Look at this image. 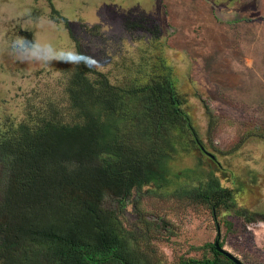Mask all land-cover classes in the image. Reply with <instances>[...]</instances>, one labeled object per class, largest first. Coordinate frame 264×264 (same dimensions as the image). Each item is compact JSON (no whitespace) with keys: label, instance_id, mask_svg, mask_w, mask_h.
Segmentation results:
<instances>
[{"label":"trees","instance_id":"1","mask_svg":"<svg viewBox=\"0 0 264 264\" xmlns=\"http://www.w3.org/2000/svg\"><path fill=\"white\" fill-rule=\"evenodd\" d=\"M151 33L161 39L158 28ZM145 60L119 80L79 63L62 81L59 62L62 101L36 106L30 99L21 122L0 126V264H164L152 245L157 224L141 212L147 197L205 207L217 219L223 214L229 233L236 218L264 222V213L240 207V190L223 184L224 166L205 162L172 68L158 57L153 63L168 73L157 76ZM130 206L139 216L133 224L125 217ZM172 264L235 263L207 243Z\"/></svg>","mask_w":264,"mask_h":264},{"label":"rangeland","instance_id":"2","mask_svg":"<svg viewBox=\"0 0 264 264\" xmlns=\"http://www.w3.org/2000/svg\"><path fill=\"white\" fill-rule=\"evenodd\" d=\"M157 28L159 41L151 33ZM70 50L113 80L136 74L142 58L152 61L149 71L163 76L168 72L155 63L164 58L188 95L201 140L216 155V162H205L224 166L226 174L219 175L240 190V207L264 213V0H0V125L21 122L30 99L36 106L62 101L55 89L61 61L51 57ZM63 65L65 81L75 70ZM3 153L0 146L2 171ZM140 208L157 224L152 245L164 264L192 246L214 243L218 225L228 252L244 264H264L263 221L233 219L237 227L229 233L224 215L217 219L205 207L147 197ZM125 217L130 224L139 218L131 206Z\"/></svg>","mask_w":264,"mask_h":264},{"label":"clouds","instance_id":"3","mask_svg":"<svg viewBox=\"0 0 264 264\" xmlns=\"http://www.w3.org/2000/svg\"><path fill=\"white\" fill-rule=\"evenodd\" d=\"M24 39L22 38L20 40V43L23 44ZM51 59H55L57 61H61L63 63H69V64H79V63H88L90 62V58H86L81 53L70 50V51H61L56 53Z\"/></svg>","mask_w":264,"mask_h":264},{"label":"water","instance_id":"4","mask_svg":"<svg viewBox=\"0 0 264 264\" xmlns=\"http://www.w3.org/2000/svg\"><path fill=\"white\" fill-rule=\"evenodd\" d=\"M199 147L201 149V151H203V153H205L206 155L209 156L210 159H216L215 155L208 152L205 147L200 143V141L197 139ZM214 246L216 248V250L222 254H224L225 256H227L231 261H233L235 264H244L241 260H239L237 257H235L233 254H231L230 252H228L225 248L221 247V228L218 225L217 226V238L214 242Z\"/></svg>","mask_w":264,"mask_h":264},{"label":"flooded vegetation","instance_id":"5","mask_svg":"<svg viewBox=\"0 0 264 264\" xmlns=\"http://www.w3.org/2000/svg\"><path fill=\"white\" fill-rule=\"evenodd\" d=\"M9 122H13V121H9ZM15 122V121H14ZM6 124V123H5ZM3 125V124H2ZM1 126V125H0ZM206 149V148H205ZM201 150V149H200ZM207 150V149H206ZM208 151V150H207ZM203 155L209 157L208 155H206L205 153H203V151H201ZM209 152V151H208ZM214 161L216 162V159H214Z\"/></svg>","mask_w":264,"mask_h":264}]
</instances>
